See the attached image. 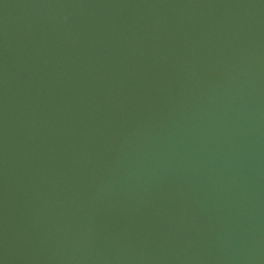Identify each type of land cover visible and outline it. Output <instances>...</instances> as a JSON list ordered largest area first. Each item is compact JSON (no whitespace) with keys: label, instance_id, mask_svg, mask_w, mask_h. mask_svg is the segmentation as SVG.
<instances>
[{"label":"water","instance_id":"obj_1","mask_svg":"<svg viewBox=\"0 0 264 264\" xmlns=\"http://www.w3.org/2000/svg\"><path fill=\"white\" fill-rule=\"evenodd\" d=\"M0 264H264V0H0Z\"/></svg>","mask_w":264,"mask_h":264}]
</instances>
